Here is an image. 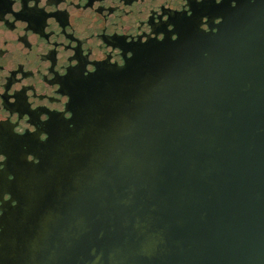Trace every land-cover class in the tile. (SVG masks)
<instances>
[{
    "label": "flooded vegetation",
    "instance_id": "flooded-vegetation-1",
    "mask_svg": "<svg viewBox=\"0 0 264 264\" xmlns=\"http://www.w3.org/2000/svg\"><path fill=\"white\" fill-rule=\"evenodd\" d=\"M188 0H0V231L70 92L159 42Z\"/></svg>",
    "mask_w": 264,
    "mask_h": 264
},
{
    "label": "water",
    "instance_id": "water-1",
    "mask_svg": "<svg viewBox=\"0 0 264 264\" xmlns=\"http://www.w3.org/2000/svg\"><path fill=\"white\" fill-rule=\"evenodd\" d=\"M160 42V41H159ZM123 67L100 68L70 92L71 118L39 151L1 222L0 264H45L76 190L114 116L159 43Z\"/></svg>",
    "mask_w": 264,
    "mask_h": 264
}]
</instances>
